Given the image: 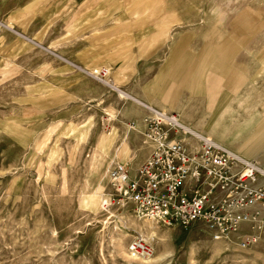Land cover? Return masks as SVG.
I'll return each instance as SVG.
<instances>
[{
  "label": "rangeland",
  "instance_id": "obj_1",
  "mask_svg": "<svg viewBox=\"0 0 264 264\" xmlns=\"http://www.w3.org/2000/svg\"><path fill=\"white\" fill-rule=\"evenodd\" d=\"M0 21L23 34L0 25V264H264V225L141 219L106 178L112 79L264 169V0H0Z\"/></svg>",
  "mask_w": 264,
  "mask_h": 264
},
{
  "label": "built area",
  "instance_id": "obj_2",
  "mask_svg": "<svg viewBox=\"0 0 264 264\" xmlns=\"http://www.w3.org/2000/svg\"><path fill=\"white\" fill-rule=\"evenodd\" d=\"M150 112L143 132L153 145L149 156L135 170L122 161L107 166L112 199L130 203L141 219L181 227L201 223L214 239H229L242 224L264 225V169L256 161L187 129L174 113ZM128 251L151 256L153 248L135 236Z\"/></svg>",
  "mask_w": 264,
  "mask_h": 264
},
{
  "label": "crops",
  "instance_id": "obj_3",
  "mask_svg": "<svg viewBox=\"0 0 264 264\" xmlns=\"http://www.w3.org/2000/svg\"><path fill=\"white\" fill-rule=\"evenodd\" d=\"M111 82L113 83L114 86H116L118 90V87H119L118 83L113 79L111 80ZM123 91L130 95L129 92L125 90ZM109 96L110 94L109 95L106 94L105 99H108ZM117 97H118L117 103H115L114 107H110V109L118 113L116 116L117 118H116L115 125L120 126L121 128V131H120L121 137L118 141L115 142V146L113 147L109 146V147H106V149L114 150L115 152H118L115 158L117 159L119 158L121 160H117V161H122L126 163L130 162L132 166H138L141 163V161H143L145 158L149 156L152 150V147H153L151 142L145 141L144 138L142 137L144 129H145V118L148 115L147 114L148 112H147V109L143 106V104H140L139 102L141 103H145V102L139 100L136 97L134 98L138 100L139 102H137L131 97H129L130 98L129 100V99H126V96L124 97V95H121V94H118ZM132 139L134 140L138 139V140L137 142H134ZM244 149H246L247 151H243L244 153L237 151V153L246 158H252V156L248 154H251L253 151H249V149L247 148H244ZM256 160L258 161V159Z\"/></svg>",
  "mask_w": 264,
  "mask_h": 264
},
{
  "label": "bare ground",
  "instance_id": "obj_4",
  "mask_svg": "<svg viewBox=\"0 0 264 264\" xmlns=\"http://www.w3.org/2000/svg\"><path fill=\"white\" fill-rule=\"evenodd\" d=\"M0 25L1 26H4V27H6V28H8V29H10V30H12V31H14V32H16L17 34H20L19 32H17L16 30H14L11 26H9L8 24H6V23H3V22H1L0 21ZM20 35H22L23 36V34H20ZM25 37V36H24ZM26 38V37H25ZM76 67H79V66H77V65H75ZM95 70H93L92 72H94ZM100 79V81H102V82H104V83H106V81L105 80H103L102 78H99ZM115 87V86H114ZM116 89V88H115ZM119 90V92H120V94L121 95H124V96H128V97H131V98H133L134 100H136L134 97H132V96H130L129 94H127L126 92H124L123 90H120V89H118ZM137 102H139L138 100H136ZM140 104H143V106L148 110H150L151 108H153V107H151L150 105H147L146 103H141V102H139ZM199 125H197V124H195V126H193L194 128H192V127H188V126H186V128L187 129H189V130H191V131H193L194 132V130H196L197 131V129H200L199 127H198ZM190 128H192V129H194V130H192V129H190ZM262 128V127H261ZM196 133V132H195ZM199 133V132H198ZM200 134V133H199ZM252 146V145H251ZM246 148V147H245ZM248 149V148H247ZM250 151V150H249ZM248 153V152H247ZM259 159H261V157L259 158ZM263 165V164H262ZM151 235H154V232H152L151 233Z\"/></svg>",
  "mask_w": 264,
  "mask_h": 264
}]
</instances>
